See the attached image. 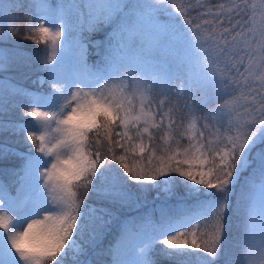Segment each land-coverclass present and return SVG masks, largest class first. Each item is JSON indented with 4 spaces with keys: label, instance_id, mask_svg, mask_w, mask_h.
Here are the masks:
<instances>
[{
    "label": "snow or ice",
    "instance_id": "obj_1",
    "mask_svg": "<svg viewBox=\"0 0 264 264\" xmlns=\"http://www.w3.org/2000/svg\"><path fill=\"white\" fill-rule=\"evenodd\" d=\"M29 9L21 19L0 0V43L23 34L43 45L0 48V70L40 63L50 85L35 95L0 85V116L14 96L33 118H0V134L35 146L0 143V162L22 160L0 182V264H107L82 257L119 214L161 193L179 203L161 206L138 244L103 250L110 264H157V245L171 264H264V2Z\"/></svg>",
    "mask_w": 264,
    "mask_h": 264
},
{
    "label": "trees",
    "instance_id": "obj_2",
    "mask_svg": "<svg viewBox=\"0 0 264 264\" xmlns=\"http://www.w3.org/2000/svg\"><path fill=\"white\" fill-rule=\"evenodd\" d=\"M3 2L8 6H14V12L13 15L20 17L23 19L25 16L26 10H28V4H30L29 0H3ZM23 26V25H21ZM21 36L14 37L10 39L8 42V47L12 48L14 45L19 43L20 45L24 46L26 50L31 51L34 49H39L43 47V45L35 44L31 40H23ZM95 38V35L94 37ZM94 52V56H96L98 59L99 57L95 54V49H91ZM42 65V64H41ZM40 63H33L31 65H26L23 67L18 66H12L9 67L7 70L15 75L19 76H27L28 74L35 72L37 68H39ZM17 154L24 153L23 149H20L16 151ZM136 161L130 160L129 163H135ZM22 164V160L19 158L18 155L9 156L4 161L0 162V182H2L5 185H8L12 182L14 177L12 176L13 170H18ZM119 167V165H117ZM122 171V169H121ZM93 202V201H90ZM179 203L178 199H172V200H155L151 199V194L147 198V200L144 201L140 209L137 210H125L123 213L119 214L118 220L114 222L109 229L107 230L102 242L100 243V246L96 248L95 250L90 249L88 252V257L92 260H98L102 259L108 262L109 256L105 255L103 250L107 249L110 245H116V244H128L132 239H134L146 226L150 227L149 221H153L155 219H158L159 217V208L161 206H167V207H174ZM143 218V219H142ZM123 223H127L129 226V231L127 232V235L121 238V225ZM135 230H132V229ZM92 250V251H91ZM157 263H163L170 261L166 259H161L159 257L155 258Z\"/></svg>",
    "mask_w": 264,
    "mask_h": 264
},
{
    "label": "rangeland",
    "instance_id": "obj_3",
    "mask_svg": "<svg viewBox=\"0 0 264 264\" xmlns=\"http://www.w3.org/2000/svg\"><path fill=\"white\" fill-rule=\"evenodd\" d=\"M29 2L30 4H28V7L30 5H34L38 3V0H29ZM56 2L59 3L61 2V0H56ZM253 2H255L257 6H259V4L264 2V0H253ZM29 11L30 9L28 8L25 14L29 13ZM257 13H258L257 18L259 19V13H260L259 7L257 8ZM26 22L27 21H24V23ZM9 41L10 40H8L5 43H0V48L7 49V47L9 46L8 45ZM89 51H90L89 63H94L97 60V57L94 56L93 50L90 49ZM41 68H42V65L40 64L39 68H37L35 72H32L28 74L27 76H19V75H15L9 72L8 70L6 71L0 70V85H6L9 88L27 89L29 93L32 95H35L39 92H43L45 90H50V85L48 84L42 85L40 83L41 78L44 76V73L41 71ZM176 83L179 84V81H177ZM6 99H7V107L5 111L3 112L2 116H0V118H3L5 120H11V121L32 120L33 119L32 117H25L23 115L25 108H23L22 106H19V107L17 106L18 104L22 103L20 98L9 96V97H6ZM0 143H7L12 149L15 150V152L20 149H23L24 150L23 154L25 155L27 154L29 148H31L33 154H35V146L32 145V142L26 141V133H21L19 135H11L10 133L5 132L3 134H0ZM36 144L38 145L39 141H36ZM13 192H14V188H13ZM151 199L168 201V200L177 199V198L172 197L171 199H165L163 193H161L159 198H155L153 195H151ZM148 231H150V227L147 226L145 227V229H143V231H141V233L135 239H133L132 241L129 242V244H126V245L132 246V245L138 244L140 240L143 238V234L147 233ZM162 247L163 245H157L156 250L153 252L154 259L157 257L163 259V257L159 253V249ZM82 258L86 259L89 257L87 256V257H82ZM110 261H111V258L109 257L107 264H110ZM160 264H171V263L163 262Z\"/></svg>",
    "mask_w": 264,
    "mask_h": 264
}]
</instances>
